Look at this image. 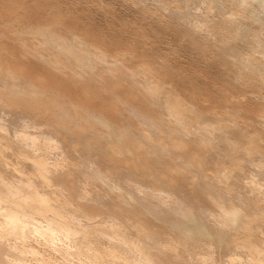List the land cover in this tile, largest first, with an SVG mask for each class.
I'll list each match as a JSON object with an SVG mask.
<instances>
[{
	"label": "bare ground",
	"instance_id": "6f19581e",
	"mask_svg": "<svg viewBox=\"0 0 264 264\" xmlns=\"http://www.w3.org/2000/svg\"><path fill=\"white\" fill-rule=\"evenodd\" d=\"M4 1L0 264H264V0H171L203 5L191 42L233 77L206 78L208 103L179 93L196 78Z\"/></svg>",
	"mask_w": 264,
	"mask_h": 264
},
{
	"label": "rangeland",
	"instance_id": "374dc122",
	"mask_svg": "<svg viewBox=\"0 0 264 264\" xmlns=\"http://www.w3.org/2000/svg\"><path fill=\"white\" fill-rule=\"evenodd\" d=\"M3 1L2 2L0 1V4H3ZM23 1H25V2H23ZM44 1H46L47 3ZM44 1H43L44 2L43 3L42 0H21V1L18 0V2H17V0H15V1L9 0V3H12L14 5L10 8L12 10H11V12H9V14L10 13H11V15L29 14L30 12H32V9L35 8L34 9V12H35L38 9H41V7H43L46 11H49L50 13L48 14V12H47V14H46V15H48V16H46L47 19L44 15L45 19H42V20H48L49 19V22H52V23L59 20L57 23H60V25L62 24V26L57 24V25H59L58 27L60 29L64 30V28H62L64 26V23L70 22L72 20L73 21L76 20L74 22H77L76 24H77V26H79L78 27L79 29L75 28V30L77 29V33L79 30H82V29L85 30L86 25H88L86 28H88V31L89 30L90 31L87 32V29H86L85 33L92 34L95 36L99 32L102 35V37L105 38V40L107 42L110 41L113 44H117V45H118V43H120V44L123 43L122 46L119 45L120 49H121L119 51L128 52L130 50L128 55H130L131 52H134V51L136 54L139 53L138 57L148 59L155 66H158V67H155L152 64L155 67L154 69H158V70L161 69V71H163V69L165 71L170 70V72L177 73L179 76L177 78H179V79H182L184 76L185 77L187 76V78L192 77V78L198 79V80H196V79L192 80V79L188 78V79H190L188 81H193L195 83V85L193 87H189L187 85H184L182 82V81H184L183 79L179 80V82L181 84L179 85V87L177 85V87L179 88L178 89L179 93L185 92L186 94L189 93L190 95H191V93L194 92L193 89H198L200 91V93L203 95V99L205 97V99L203 100L204 103L205 102L208 103V82H207L208 77L211 78V75H212L213 79H214V77L215 78L216 77H218V78H221V77L226 78L227 77L228 79L233 78V77H228L225 72H224L223 76L221 75V74H223V71H222L223 66L218 62V60H221V59H219V56L221 55V53L219 52L220 53L219 55H215V54H218V51L216 48H214L216 52L213 49V52L210 51V53L211 52L212 53L209 54L211 57L207 58L209 56L207 54L208 51H206L207 49H205V51L203 52L204 54L203 53L198 54L202 50L201 51H200V49L197 50L198 46L196 45V43L193 44V42H191V41H193V39H191V37L193 38V36H191L193 33L189 34L191 32L190 31L188 32V27H186V26L187 25L190 26V25H192V23L197 24L199 22H204V19H203V21H201L202 19H200V17H199V16L204 17L203 13H205L202 11L205 9H204V7H202L203 5H201V4H199V6H197V4L191 3L192 6H188V7H185L182 5V7L177 9L178 14L177 13L176 14L178 16H175L174 13H169L170 7H171L170 4L172 3L171 0H134V1L133 0H55V1L54 0H44ZM180 1H182V0H180ZM156 2H159V3H156ZM190 2H191V0H190ZM5 3H8V1L5 0L4 4ZM19 3H21L23 6H24V4H26V5L22 8ZM27 3H29V4H27ZM34 3H36V4L38 3V4L36 5ZM48 3H49V5H47ZM173 3H172V5H173ZM162 4H165V5H162ZM180 4H182V3H180ZM15 5H16V8H15ZM52 5H54V6L52 7ZM159 5L165 6V8L162 6L159 7ZM18 6H20V7H18ZM27 6L30 9H27L28 12L24 13ZM38 6H39V8H38ZM60 6H61V8H60ZM166 6L169 8V11H168V8H166ZM36 7H37V10H36ZM0 8H1V5H0ZM182 8H184V9L182 10ZM14 10H16V13ZM54 10H56V11H54ZM165 10L168 13H165L166 12ZM184 10H186L187 12L190 10L188 12L189 14L186 11L184 13ZM214 10H216V8H214ZM2 11H4V10L3 9L0 10L3 17L8 16V13L6 11H4V12H6L7 14L6 13L4 14V12H2ZM179 11H180L181 15L179 14ZM200 12L202 15L199 14ZM51 13H53V15L57 14L58 15V16H56L57 18L55 17V19H53L54 16ZM68 14H69V16H68ZM171 14H174V15L172 16ZM169 15H170V18H169ZM186 15H189V17ZM59 17L61 19H64L65 22L62 21L61 19H58ZM163 17H164V19H162ZM198 17H199V19H198ZM54 20H56V21H54ZM195 22H197V23H195ZM168 23H170V24H168ZM199 24L203 25L202 23H199ZM53 25H54V23H53ZM0 26H2L1 23H0ZM80 27H81V29H80ZM92 30H93V32H92ZM171 30H173V31H171ZM85 33L83 31L81 33V35H84ZM99 33H98V35H100ZM97 36H95V37H97ZM106 36H107V38H106ZM195 36H197V35H195ZM108 37H109V40H108ZM127 42L128 43L130 42V44H128ZM190 44H192V45H190ZM127 45H128V47H127ZM194 45H196V46H194ZM244 45H246V44H244ZM123 48H125V49L123 50ZM126 48L129 50H127ZM131 49L134 51H131ZM205 54L207 55V57L204 56ZM212 56H213V58H212ZM205 57H206V59H204ZM216 57H217V61H216ZM220 58H221V56H220ZM210 59H212V60H210ZM213 59H214L215 63H214ZM166 64H167V66H166ZM152 65H151V67H153ZM194 72H195V74H194ZM196 72L198 73V75ZM200 73L202 75H200ZM219 76H221V77H219ZM139 77L141 79H144L143 74L142 75L139 74ZM175 77H176V75H175ZM185 77H184V79H186ZM198 77H201V78H198ZM202 78H203V80H202ZM206 78H207V80H206ZM258 125L261 127L260 124H258Z\"/></svg>",
	"mask_w": 264,
	"mask_h": 264
}]
</instances>
